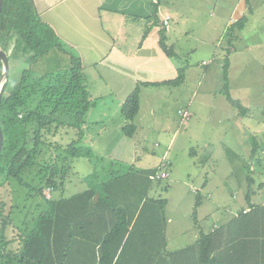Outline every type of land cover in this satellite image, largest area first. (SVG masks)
<instances>
[{
	"label": "crops",
	"instance_id": "crops-1",
	"mask_svg": "<svg viewBox=\"0 0 264 264\" xmlns=\"http://www.w3.org/2000/svg\"><path fill=\"white\" fill-rule=\"evenodd\" d=\"M32 3L42 22L54 31L64 52L80 61L82 73L91 76L95 73L109 80L107 86L118 97V106L138 83L175 80L180 62L192 56L201 60L206 69L194 70L188 65L179 85L140 88V109L131 139L146 140L153 129L138 124L142 105L148 98L158 103L166 94L177 93L182 85L187 95L184 104L177 107L178 113L190 110L195 94H200V98L203 94L204 100L194 112L187 111L188 122L200 117L215 127L208 129L203 120V127L194 131L189 124L183 126L180 117L177 126L157 133L168 137L164 151L167 154L177 138L184 139V134L194 137L196 142L187 147L185 179L172 178L167 186V194L179 190L173 192L177 198L171 206L177 214L172 213L168 199L165 200V249L197 250V241L207 236L209 248L202 246V250L204 254L210 251L208 259L215 260L214 264H264V96L254 104L251 99L238 98L246 87L235 79L228 94L232 93L230 97L245 109L242 114L223 93L227 72L236 66L242 54L249 53L250 57L244 68L257 64L254 76L264 80V7L259 0H32ZM165 17H169L166 42L180 62L167 57L160 48ZM242 19L245 20L242 29H235L229 37V29ZM196 78L200 81L198 91L190 83ZM263 83L259 82L254 90L262 94ZM87 90L95 105L101 97ZM227 120L237 125L226 128ZM124 124L125 119L119 125L121 131ZM167 154L162 158H167ZM184 237V243L180 244Z\"/></svg>",
	"mask_w": 264,
	"mask_h": 264
},
{
	"label": "trees",
	"instance_id": "trees-1",
	"mask_svg": "<svg viewBox=\"0 0 264 264\" xmlns=\"http://www.w3.org/2000/svg\"><path fill=\"white\" fill-rule=\"evenodd\" d=\"M244 23L242 19L231 27L229 37L235 29H242ZM165 32L162 25L160 48L167 57L180 62L167 44ZM0 48L10 63L9 84L0 103L3 134L0 187L10 186L13 180L26 186L24 172L40 166L48 171L47 188L51 192L61 190L69 159L88 156V151L78 146L82 138L80 127L94 103L80 61L64 52L54 31L36 13L32 0H3ZM53 51L67 55L69 64L35 73L33 65L41 64L40 59ZM11 61L19 62L15 82L10 81ZM184 69H178L175 80L138 83L121 107L124 136L132 138L135 133L140 88L179 85L184 79ZM223 93L244 114L245 109L229 96L227 86ZM61 128H74L77 136L59 148L52 145V139ZM52 154L57 157L53 163ZM161 169L160 164L154 169L116 175L104 182H94L69 198L46 199L43 188H39L37 194L49 200L50 205L48 211L33 219L32 228L15 226L12 210L17 205L5 204L0 197V264H84L81 257L87 253V257H92L90 264H214L215 260L208 259L210 251L204 254L202 250V246L209 248L207 236L197 241L198 251L192 248L166 251L165 200L148 195L152 182L162 181L150 179Z\"/></svg>",
	"mask_w": 264,
	"mask_h": 264
},
{
	"label": "rangeland",
	"instance_id": "rangeland-1",
	"mask_svg": "<svg viewBox=\"0 0 264 264\" xmlns=\"http://www.w3.org/2000/svg\"><path fill=\"white\" fill-rule=\"evenodd\" d=\"M259 3L261 7H264L262 0H259ZM254 25L257 26L258 24L254 23ZM233 45L235 49L238 47L235 43ZM227 53L229 54V52ZM248 54L249 53L242 54L241 59L236 60V66H232L227 72V89L229 92L231 84L235 79L238 80L241 85H245L246 89L243 91L242 96L238 97L236 92H234L233 95L238 98L244 97L251 99V103L254 104L258 102L256 100L257 98L258 100L260 98L261 101V97L264 96V90L262 94L254 90L256 85L264 80L259 81L261 78L254 76V72L258 67L257 64H254L248 69L244 68L245 61L250 58ZM69 61L67 55L62 56L61 54L59 55L58 52L53 51L48 57L40 59L41 64H34L33 70L38 74L46 71H53L58 67L67 66ZM200 63L201 60H195V57L192 56L188 61L184 60L180 62V67H187L190 65L195 68L194 70H205L206 68L202 67ZM18 67L19 62L11 61V82H15L17 78ZM92 75L93 76H91V73L83 72L85 85L89 90L95 93V96L101 97V99H99L85 115L84 123L80 127L82 138L78 145L88 151V156L69 159L70 163L67 167L66 181L61 190H54L51 192V189L47 188L45 179L48 171H45L40 166H34L24 172L23 182L27 183L26 186L13 180L10 182V186L0 187V197L3 198L4 203L8 205H17V207L12 210V218L14 219L15 226L24 227L27 225V228H32L33 219L38 214L49 210L50 201L46 199L50 197L52 200L61 197L69 198L85 191L89 188V185H92L94 182L100 183L107 181L113 176L121 175L126 172L141 171L149 167H157L162 163L161 159L166 156L167 153L164 151H167L168 137H164L162 134L158 136L157 133L169 127L172 129L175 125L177 126L179 124L180 116L176 113V110L178 106L184 104L187 95V93L182 91V85L177 89V93L173 92L171 94H166L158 103H154L149 98L143 103L138 119L139 127L152 126L153 129L148 133V138L146 140H134L124 136L121 131V126L119 125L124 121L121 114L122 104L118 106V97L112 94L111 88L107 86V81L109 82V80L107 79L106 81L104 78L98 77L95 73H92ZM199 82L197 78L190 80V83L194 84L195 90L197 91ZM252 84H255V86ZM199 91H202V87ZM190 96L191 95H188V98ZM201 96L200 98V94H195L192 100L193 106L190 108L192 112H194L197 104L204 100L203 94ZM151 106H154V109H151ZM152 110L153 112L151 114ZM190 110L186 108V111H189V113L191 112ZM203 120L205 119L200 117L196 119L192 118L190 122L183 121L184 123H182V125L187 126V124H189L195 131L196 127H203ZM174 121L176 122L175 124L173 123ZM225 123L226 128L237 125L228 120ZM183 126L180 125L179 129H182ZM204 126L208 129L215 127L213 123L206 120ZM217 127L220 128L219 125H217ZM76 136L74 128H69L68 130L61 128L52 139V145H57L59 148H62L71 143V141H74ZM183 138L184 139L181 140L177 138L173 145L174 148H169L167 154V158L171 162L170 167L167 169L169 178L159 182H152L151 189L148 192V195L155 199H168L170 207L174 206L176 203L175 199L177 195L173 192L179 189H173L172 193L167 194V186L171 185L169 180L172 178L185 179L184 175L188 167L186 152L188 153L189 150H187V147L196 143L195 138L187 134H184ZM194 147L195 146L192 148ZM162 155H164L163 158ZM52 156L51 163L55 160L54 158H57L54 157L55 154H52ZM39 188H43L42 194L46 199L37 194L36 191ZM192 190L200 195V191L196 188L192 187ZM171 210L173 214H177V211L172 207ZM185 238L186 237L181 240L180 244L184 243ZM10 248L14 249V246H10ZM74 253H77L76 248L73 249V254ZM87 256L88 253L81 257L84 264H90L92 262V257Z\"/></svg>",
	"mask_w": 264,
	"mask_h": 264
},
{
	"label": "water",
	"instance_id": "water-1",
	"mask_svg": "<svg viewBox=\"0 0 264 264\" xmlns=\"http://www.w3.org/2000/svg\"><path fill=\"white\" fill-rule=\"evenodd\" d=\"M3 7V0H0V12ZM0 62L2 64V75L0 77V103H1V97L4 92V90L7 88L9 84V72H10V63L9 59L7 57V54L0 48ZM3 145V134L0 129V152ZM98 195L95 196V200H97Z\"/></svg>",
	"mask_w": 264,
	"mask_h": 264
},
{
	"label": "built area",
	"instance_id": "built-area-1",
	"mask_svg": "<svg viewBox=\"0 0 264 264\" xmlns=\"http://www.w3.org/2000/svg\"><path fill=\"white\" fill-rule=\"evenodd\" d=\"M168 21H169V17H165L163 20V23H162L163 28L166 31L168 30ZM178 115L181 117L182 121H188L190 118V114L186 110H179ZM262 154L264 156V150L262 151ZM161 167H162V169L160 172H158L154 176L150 177V179L152 181L153 180H165L166 178H168L169 174H168L167 169L170 167V162L166 157L163 158L162 163H161ZM194 193L197 194L196 191H194Z\"/></svg>",
	"mask_w": 264,
	"mask_h": 264
}]
</instances>
